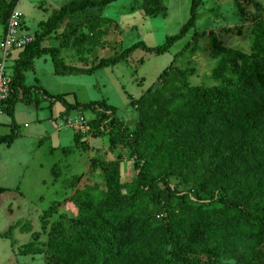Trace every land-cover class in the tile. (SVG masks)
Wrapping results in <instances>:
<instances>
[{
  "label": "trees",
  "instance_id": "trees-1",
  "mask_svg": "<svg viewBox=\"0 0 264 264\" xmlns=\"http://www.w3.org/2000/svg\"><path fill=\"white\" fill-rule=\"evenodd\" d=\"M17 1L0 0L3 28ZM111 1L69 0L28 33L32 41L17 52L11 65L9 93L1 105L10 118L9 131L0 135V144L9 146L16 137L14 103H36L33 96L38 93L62 104L59 119L71 111L79 116L90 112L98 122L110 115L106 132L109 147L116 138L128 140L134 165L142 163L139 173L131 183L122 184L118 161L99 159L97 169L105 190L93 191L92 196L79 192L81 203H75V218L59 213L47 223L58 204L52 201L39 219L40 227L46 230L45 241L38 247V233L34 232L31 240L21 245L20 253L46 251L48 264H198L202 260L208 264L222 260L259 264L264 260L258 249L264 243V20L252 24L249 55L222 47L208 31L212 57L218 58L212 77L218 83L209 87L184 84L180 103L160 108L153 127L142 120L130 131L114 120L115 108L103 100L68 103L63 95H48L24 84L23 73L32 70V60L41 55L49 56L54 74L77 75L122 62L136 48L161 54L193 26L200 3L190 1L186 22L158 46L147 47L138 41L99 58L90 67L64 64L60 49L69 45L80 28L90 33L106 25L109 19L101 17L100 11ZM140 10L143 16L165 13L161 0H140ZM52 35L59 40L58 45L42 46L41 42ZM164 72L162 69L159 76ZM176 73L185 77L184 71ZM94 121L88 123L95 136H100L103 133ZM148 129L155 135L147 133ZM72 141L75 147L77 134L72 135ZM62 150L65 154L71 151L69 147ZM51 175L59 178L55 166ZM170 175L190 183V188L188 193L177 195L167 187L163 201L158 184L166 186ZM129 186L133 192L126 198L121 190ZM3 190L0 187V193Z\"/></svg>",
  "mask_w": 264,
  "mask_h": 264
},
{
  "label": "rangeland",
  "instance_id": "rangeland-1",
  "mask_svg": "<svg viewBox=\"0 0 264 264\" xmlns=\"http://www.w3.org/2000/svg\"><path fill=\"white\" fill-rule=\"evenodd\" d=\"M68 1L18 0L11 11L19 12L22 32L31 33L39 21H45ZM161 1L165 7L163 16H143L140 0H113L106 4L100 11L101 17L109 19L106 25L90 33L80 28L69 39L67 46L71 50L66 57L72 61L69 64L90 67L99 58L111 56L135 42L154 47L160 45L165 37L178 33L189 17L191 0ZM257 19L264 20V0H200L193 26L161 54L136 48L124 61L113 66L91 74L55 76L57 78L48 74L51 68L49 59L46 58L44 63L39 59L35 70L24 72V84L40 85L48 95H63L68 103L103 100L115 108L113 117L120 126L133 131L137 122L143 120L151 128L160 117V108L180 103L185 93L184 84L209 87L218 83L212 77L218 58L212 57L206 33L211 31L222 47L249 55L252 52L251 27ZM2 29L3 25H0V32ZM46 42L42 45L55 46L59 40ZM17 52L10 54L8 73ZM162 69L165 72L159 76ZM177 70L185 72L184 79L178 76ZM223 76L229 74L223 73ZM33 98L37 99L36 103L24 104L19 100L14 103L12 121L17 135L9 146L0 144V187L4 189L0 193V264H48L46 251L21 254L20 247L31 240L34 232L38 233L36 245L41 247L46 230L40 227L39 219L52 201L58 204L47 223L56 219L59 213L68 219L75 218V203H81L79 192L92 196L93 191L105 190L102 175L97 169L99 159L117 160L119 181L125 185L137 177L138 167L142 164L134 165L136 159L128 140L116 138L114 145L109 147L106 132L110 127V115L98 122L90 112L82 116L71 112L70 118L76 117L80 121L79 125L71 127L78 137L74 147L72 130L69 127L57 130L60 121L57 116L63 110L62 104L49 101L50 98L38 93ZM93 118L103 133L100 136H95L94 127L88 123ZM9 123L10 118L1 111L0 135L8 133ZM147 133L155 135L151 129ZM68 147L77 152L76 156L73 155L74 169H69V172L64 170V163L71 154L60 150ZM52 166L59 172L57 181L51 175ZM165 181L166 186L158 184L163 201L167 187L177 195L188 193L190 188V183L182 182L175 175L168 176ZM132 192L131 186L121 190L126 198ZM188 197L192 200L189 194ZM6 231L7 235H1ZM258 249L264 254V243ZM198 264L208 263L202 260ZM216 264L236 263L222 260ZM259 264H264V260Z\"/></svg>",
  "mask_w": 264,
  "mask_h": 264
},
{
  "label": "built area",
  "instance_id": "built-area-1",
  "mask_svg": "<svg viewBox=\"0 0 264 264\" xmlns=\"http://www.w3.org/2000/svg\"><path fill=\"white\" fill-rule=\"evenodd\" d=\"M21 16L16 10H12L5 22L0 34V112L2 101L9 93L10 73L7 71V61L12 51L21 50L32 41V35L22 32ZM78 118L63 117L57 123V127H73L79 125Z\"/></svg>",
  "mask_w": 264,
  "mask_h": 264
},
{
  "label": "crops",
  "instance_id": "crops-1",
  "mask_svg": "<svg viewBox=\"0 0 264 264\" xmlns=\"http://www.w3.org/2000/svg\"><path fill=\"white\" fill-rule=\"evenodd\" d=\"M33 32V31H32ZM24 33H27V32H25L24 31ZM57 41V39L55 38V36H51L50 38H48V39H45V40H43L42 42H41V45L43 44V43H45L46 41ZM47 43V42H46ZM99 43H102V41H100L99 40ZM98 43V44H99ZM58 45V44H57ZM42 46H44V45H42ZM56 46V45H55ZM100 49V48H99ZM71 50V47H69V46H67V47H63V48H61L60 49V58H61V60H62V62L64 63V64H67V65H71V64H69V62H72V61H70V60H68L66 57H68V53H69V51ZM46 58L47 59H49V56L48 55H41L40 57H38V58H34L33 60H32V70L31 71H33V69L35 70V63H36V61H38L39 59H40V61L42 62V63H44L45 61H46ZM49 61H50V59H49ZM68 63H67V62ZM50 64H51V61H50ZM24 74V73H23ZM50 76H53V78L55 77V76H68V75H56V74H54L53 73V67H52V64H51V68H50V70H49V73H48ZM24 76V75H23ZM55 78H57V77H55ZM35 82H36V80H35ZM37 87L39 88V89H41L42 90V87L39 85H37ZM49 101H50V99H48ZM52 101V100H51ZM106 103V102H105ZM106 104H108V103H106ZM71 112H73V111H71ZM70 112V113H71ZM70 113H69V115L67 116V117H70ZM76 114V113H75ZM58 117V116H57ZM58 128V127H57ZM61 128H65V127H59L57 130H59V129H61ZM69 129H71L72 130V135H73V129L71 128V127H69ZM17 135V134H16ZM71 139H72V137H71ZM13 142V141H12ZM11 142V143H12ZM88 143H89V141H88ZM51 150H53L54 148H50ZM63 148H60V150H61V152L63 151L62 150ZM69 154H71L70 155V158H69V160L68 161H66L65 163H64V170H68L67 172H69V169H74V166L75 165H73L72 166V164L74 163V156L73 155H77V152H70ZM72 156V157H71ZM72 161V163L70 164V162ZM50 172H51V168H50ZM73 174V173H72ZM66 178V177H65ZM54 180H56V179H54ZM58 180V179H57ZM56 180V181H57Z\"/></svg>",
  "mask_w": 264,
  "mask_h": 264
}]
</instances>
